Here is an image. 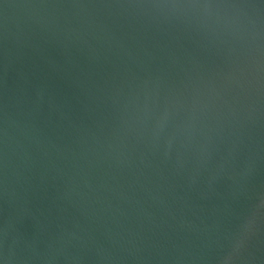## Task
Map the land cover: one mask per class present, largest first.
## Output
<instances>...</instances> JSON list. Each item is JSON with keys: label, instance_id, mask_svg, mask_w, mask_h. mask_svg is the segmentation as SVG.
<instances>
[{"label": "water", "instance_id": "water-1", "mask_svg": "<svg viewBox=\"0 0 264 264\" xmlns=\"http://www.w3.org/2000/svg\"><path fill=\"white\" fill-rule=\"evenodd\" d=\"M0 264H264V0H0Z\"/></svg>", "mask_w": 264, "mask_h": 264}]
</instances>
